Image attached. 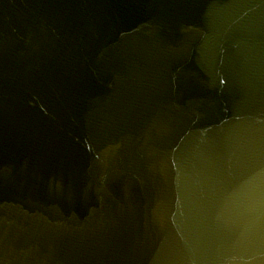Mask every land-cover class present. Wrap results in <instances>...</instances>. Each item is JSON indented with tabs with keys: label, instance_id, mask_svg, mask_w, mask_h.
<instances>
[{
	"label": "water",
	"instance_id": "water-1",
	"mask_svg": "<svg viewBox=\"0 0 264 264\" xmlns=\"http://www.w3.org/2000/svg\"><path fill=\"white\" fill-rule=\"evenodd\" d=\"M0 264H264V0H0Z\"/></svg>",
	"mask_w": 264,
	"mask_h": 264
}]
</instances>
